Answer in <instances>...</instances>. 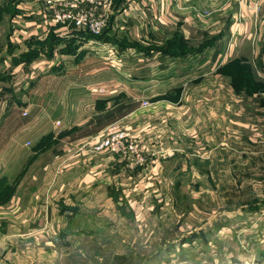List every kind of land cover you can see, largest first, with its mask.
<instances>
[{"label": "rangeland", "instance_id": "obj_1", "mask_svg": "<svg viewBox=\"0 0 264 264\" xmlns=\"http://www.w3.org/2000/svg\"><path fill=\"white\" fill-rule=\"evenodd\" d=\"M174 1L181 4L179 11H182L183 15L177 18L175 23L166 22L160 25L157 22L158 18L155 22L156 17L150 16L146 19L151 23V26L147 28L148 32L138 33L142 35L141 39L129 29L117 31L114 35L122 41L121 44H125L118 46L119 52L126 47L127 49L144 48L145 42H151L152 39L148 41L147 38L151 37L152 33H157L158 39H161L162 34L176 36V40L165 41L160 47H152V49L156 52L168 51L170 55L176 56L172 59L175 60V68L171 67L173 72H184L183 69L188 66V71L182 73V75L186 74L184 79L189 78L183 93L186 94V98L192 97L194 101L192 105L185 107L183 117H186L185 123L188 124L191 122V117H203V129L186 134L177 126V129L172 128L171 140L175 144L178 142L179 146L174 145L172 141H169L170 143L158 141L155 144L145 137L144 130L140 132L129 127L124 123L123 118H110L109 116L114 114L115 107L108 109L109 114H102L93 112L92 107H79L77 104H72L70 113L75 116L80 113L85 117L81 133L90 134L88 135L90 137L79 143L80 145L77 144L78 149L90 155L113 154L124 164L126 171L150 164L151 176L143 178V173L142 176L134 177L133 181L124 178L118 180L120 183L117 186L122 189L126 202L121 198L117 199V196L110 198L109 194L106 195L104 186L97 188L95 194L85 197L80 204L76 200H66V204H69L71 208V217H66V214H63L64 217L55 214L53 220L63 225V231L58 234L53 232L40 234L37 243L32 235L14 236L13 241H16L17 245L13 249L14 253L10 251L7 254V264H264V169L256 175L253 174L254 170H238V165L247 167V165L250 166V162L248 158L243 159V147L237 139L239 134L235 133L238 128L232 124L238 122L236 117H231L232 123H228L232 124L231 130L236 137L231 135L232 139H228L222 131L218 130L223 125V119L220 117H217L220 119V122L218 121L220 126L215 128L217 131L210 133V125H212L210 90L214 89L213 78L210 76L216 75L210 73V66L217 65L219 68L225 66V70L231 72V83L235 84V86L232 85L234 92H241L246 83H256L257 78L261 80L264 88V75L256 71L258 69L256 58L239 59L229 53L230 49L244 44L235 42L244 23L238 8L240 4L248 7L247 21L253 31L251 50L260 46L259 41L262 40L264 43V0ZM112 2L113 0H108L99 7L88 4H83L81 7L82 10L90 13L93 19L103 23L104 26L98 34L88 28L57 26L66 31L67 29L85 30L90 34L104 35L111 27V16H108L106 12L111 8ZM219 2H222L220 6L211 7V4ZM2 3L4 6H11L9 0H4ZM43 3L50 20L53 6H47L45 0ZM151 4L155 7V3ZM223 8L227 9L226 14L222 13ZM251 17L253 22L250 21ZM192 20L199 21V29L193 26ZM228 24H230L229 28ZM119 27L124 25H115L112 30ZM136 27L137 25L135 29H138ZM2 31L0 27V33ZM145 35H147L146 39L143 38ZM222 38H224L222 41H217ZM258 38L260 40L254 43V40ZM242 39L245 41L246 38ZM216 41L217 43H214ZM163 45L166 46L165 49ZM205 49L208 53L205 57L210 56L206 58L208 62L210 58V62L203 68L192 67L190 63L194 57H190V53ZM216 50L219 53L222 51L225 53L221 54L222 56H214ZM90 59H87L86 69L91 68L90 72L94 71V64L97 67L104 65V60L93 57L94 60L89 63ZM95 59L100 60L99 64ZM130 59V56L125 55L116 57L117 70L126 71V73L130 71L132 75L133 72L130 69H134L136 73L142 74V63L145 59L137 60L136 57ZM172 60L169 61L173 62ZM59 64L64 68L73 69L71 77L77 78L79 68L72 58L61 59ZM36 68L35 71L41 74L38 77L39 83L34 85L33 90L36 91L34 97L37 98L29 107L25 105L19 107L21 113L22 110H26L27 115L23 116L20 113L21 116L18 117L24 128L35 125V121L39 119L43 122L30 132H23V134L21 132L22 146L26 149L32 146L63 149L65 144L62 138L52 134L53 130L61 131L60 121L58 124L55 121L51 125L46 121L50 117L62 115L66 107L62 106L64 101L61 96L69 92L65 86L59 87L55 84L57 79L52 80L49 78L50 75L45 73L50 69L49 65L42 63ZM0 70V76L8 77L11 81L8 71L6 72L2 67ZM168 72V69L164 70V76L168 75ZM29 76V68L24 70L22 75H18L23 83L28 81ZM183 78L175 84L174 80L164 84L181 85ZM216 80L222 82L220 76H217ZM164 87L160 85L157 91L163 92ZM249 87L253 90L254 85ZM246 92L252 93L250 89ZM53 96L59 98V103L53 102ZM140 105L146 107L149 102L147 99H142ZM122 108L118 107V111ZM103 123L102 129L92 132L94 127ZM111 123H118L143 147L145 161L142 164L130 166L121 155L107 151L92 153L84 147L86 141L96 137ZM46 129L51 130L48 135L45 134L36 141L33 139L36 137V131L38 135ZM177 132H180L178 136ZM210 140L214 142L219 140L215 142L218 146L216 145L214 150L210 148ZM27 141H30V144H27ZM217 149L220 151H215ZM228 150L232 152L234 159H237V163L231 160L224 170L219 166L221 163L215 160V156L229 154ZM46 156L45 152L40 154L39 161L44 162ZM222 158L225 160L226 156ZM239 161L242 164H239ZM42 162H39V167ZM18 171L15 170L14 173ZM39 171L36 162L29 165L26 173L21 175L18 189L26 194L30 193L39 181ZM33 176L36 177L35 180ZM13 183H15L14 180ZM11 189L12 186L9 187L6 195ZM74 196L76 199L80 198L77 192ZM28 200L29 197L26 202ZM1 264L5 263L1 261Z\"/></svg>", "mask_w": 264, "mask_h": 264}, {"label": "crops", "instance_id": "obj_2", "mask_svg": "<svg viewBox=\"0 0 264 264\" xmlns=\"http://www.w3.org/2000/svg\"><path fill=\"white\" fill-rule=\"evenodd\" d=\"M2 1H0V27L4 32L0 33V67L11 75V81L8 77L0 76V264L1 261L7 264V254L10 251L14 253L13 249L17 245L16 241H13L14 236L32 235L37 243L40 234L49 232L58 234L63 231V225L53 220L55 214L57 216L66 214V217H71V208L69 204H66V200H76L80 204L85 197L95 194L97 188L104 186L106 195L109 194L110 198L117 196V199L121 198L126 202L122 189L117 186L120 183L118 180L124 178L133 181L134 177L142 176L143 173V178L151 176L150 164L126 171L124 164L113 154L90 155L78 149L82 141L90 137L88 136L90 134L81 133L85 117L80 113L78 116L70 113L72 104H77L79 107H92L93 112L102 114H109L108 109L115 107L114 114H111L110 118H123L124 123L129 127L140 132L144 130L145 137L155 144L158 141L170 143L172 128L177 129V126L186 134L190 131L202 130L203 117H191L190 124L185 123L186 117H183L185 107H189L194 101L192 97L186 98V94L183 93L189 78L184 79L186 74L182 75V73L188 71V66L184 69L182 67L184 72H173L171 67L175 68V60L172 59L176 56L170 55L168 51L156 52L152 49V47H160L165 41L176 40V36L162 34L161 39H158V34L152 33V36L147 38L148 41L152 39L151 42H145L144 48L127 49L126 47L119 52L118 46L125 44H121L122 41L114 35L117 31L129 29L141 39L142 35L138 33L148 32L147 28L151 26V23L146 19L150 16L156 17L155 22L158 18L157 22L160 25L166 22L173 24L177 18L183 17L182 11H179L180 3H175L174 0H113L111 8L106 12L108 16H111V27L104 35H94L85 30L67 29L66 31L53 25L48 19V11L43 0H9L10 7L4 6ZM150 2L155 3V7ZM221 3L211 4V7H218ZM238 8L244 23L241 24L239 37L235 42L244 43L245 46L239 44L238 48L230 49L229 53L239 59L256 58L258 68L256 71L264 75V43L262 40L259 41V38L254 40V43L259 41L261 44L257 49L251 50L253 31L247 21L248 7L240 4ZM226 10L223 8L222 13L226 14ZM252 20L251 17L250 21L253 22ZM192 23L196 29H199L198 20H192ZM118 24H123L124 27L112 30V27ZM135 25L138 29H135ZM146 37L147 35L143 36L144 39ZM242 38H246L245 41ZM206 52V49L192 51L189 55L194 57L191 60V66L197 68L206 66L210 62V58L209 62L206 59L210 56L205 57L208 54ZM224 53V51L219 53L216 50L214 56L224 55ZM122 55L130 56L131 59L135 57L137 60L145 59L142 63V74L136 73L134 69H130L133 72L132 75L130 71H127L128 74L126 71L117 70L115 58ZM93 57L104 60V65L97 67L94 64V71L90 72L91 68L86 70L87 59L91 58L90 63L94 60ZM70 58L78 64L79 72L76 79L71 77L73 69L64 68L59 64L61 59ZM100 60L95 59L98 64ZM42 63L50 66V69L45 72L50 75L49 78L57 79L55 84L59 87L65 86L69 92L61 96L64 101L62 106L66 107L62 115L50 117L46 121L49 125L60 121L61 131L53 130L52 134L62 138L65 144L63 149L38 146L26 149L22 146L21 132L22 134L30 132L43 122L39 119L35 121V125H32L33 128L32 126L24 128L18 117L21 116L19 107L24 105L29 107L37 98L34 97L36 91L33 90L36 83H39L38 77L41 74L35 70L37 65ZM210 67V73L216 74L210 76L213 81H216H212L214 89L210 90V118L212 119L210 133H215L217 131L215 128L220 126L218 123L220 119L217 117L222 118L223 125L218 130L222 131L228 139H232L231 135L236 137L235 133L239 134L237 139L243 147V159L248 158L250 162V166L247 165V167L238 165V170H254L253 174L256 175L264 169L263 83L257 78L256 83L244 84L242 91L237 93L232 88L235 84L231 83V72L225 70V66ZM28 68L30 78L23 83L18 75H22ZM166 69L169 70V74L164 76L163 71ZM217 76L222 78V82L216 80ZM182 78L181 85H174ZM170 80H174V84L165 85V82L169 83ZM160 85L165 86L163 92L157 91ZM251 85H254L253 90L249 87ZM247 89H250L252 93L246 92ZM142 99H147L149 105L141 106ZM58 100L59 98L53 96V102L59 103ZM118 107L123 108L118 111ZM231 117H236L238 122L232 123ZM228 123L234 124L238 131L232 133V124ZM103 125L104 123L97 125L92 132L102 129ZM49 131L51 130L46 129L38 135L36 131V137L33 139L36 141L41 136L48 135ZM179 134L180 132H177V136ZM210 141V148L214 150L216 145L218 146L215 142L219 140ZM172 142L179 146L178 142L176 144ZM44 152L47 154L45 161H39L40 154ZM223 156H226L225 160ZM223 156L220 154L215 156V160L221 163L219 166L222 169L226 168L231 160L237 163L232 152L229 151V154L226 153ZM38 161L42 162L40 167ZM34 162L40 170V177L36 182L37 185L28 195L18 189L20 186L18 182L21 175L26 173L27 167ZM239 164L242 162L239 161ZM15 170L19 171L15 174ZM14 174L15 176L11 178ZM33 179L35 180L36 177L33 176ZM13 180L15 183L12 184ZM11 186L10 193L6 195ZM76 192L80 196L79 199L74 196ZM28 197L29 200L26 202ZM46 228L48 230H45Z\"/></svg>", "mask_w": 264, "mask_h": 264}, {"label": "built area", "instance_id": "obj_3", "mask_svg": "<svg viewBox=\"0 0 264 264\" xmlns=\"http://www.w3.org/2000/svg\"><path fill=\"white\" fill-rule=\"evenodd\" d=\"M108 0H45L47 6H53L50 21L56 25H63L65 28H88L94 32L99 31L104 26L97 19H93L90 13L81 9L83 4L99 7L107 3ZM73 23V24H69ZM23 116L27 115L26 110H22ZM59 121H56L58 124ZM30 144V141H27ZM84 147L92 153L107 151L121 155L133 164H142L145 161L143 147L124 130L118 123H111L106 126L96 137L85 142Z\"/></svg>", "mask_w": 264, "mask_h": 264}, {"label": "trees", "instance_id": "obj_4", "mask_svg": "<svg viewBox=\"0 0 264 264\" xmlns=\"http://www.w3.org/2000/svg\"><path fill=\"white\" fill-rule=\"evenodd\" d=\"M166 46H164V49H165Z\"/></svg>", "mask_w": 264, "mask_h": 264}]
</instances>
